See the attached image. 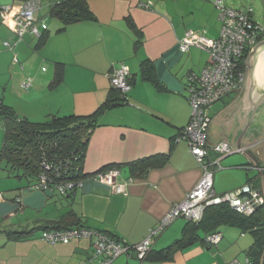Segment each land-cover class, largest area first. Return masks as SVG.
Masks as SVG:
<instances>
[{"label": "crops", "instance_id": "0c3cea01", "mask_svg": "<svg viewBox=\"0 0 264 264\" xmlns=\"http://www.w3.org/2000/svg\"><path fill=\"white\" fill-rule=\"evenodd\" d=\"M21 1L0 0V4ZM87 4L93 19L65 24L53 4L45 2L37 15L44 42L32 35L19 40L0 19V102L20 119L43 124L54 117H90L106 103L114 69L126 66L134 80L128 103L113 106L97 118L84 160L86 177L72 195L33 190L35 184L25 177L0 179V264H85L93 252L91 240L51 245L42 239L47 232L42 228L68 216L86 229L138 245L202 179L203 171L186 143L175 139L191 119L187 78L200 73L210 55L196 47L182 53L180 42L186 31L210 40L220 37L222 24L215 3L87 0ZM144 62L151 63L156 83L143 77ZM242 90L211 107L212 123ZM3 126L0 119L2 148ZM240 148L245 153L221 160L222 169L214 177L215 194L247 185L264 193V174L259 170L264 166V138ZM249 152H255L257 159ZM140 163L146 166L143 175L134 174L132 164ZM112 168L121 171L118 183L127 184L126 194H116L92 179ZM187 225V220L179 219L153 238V253L181 240ZM35 229L30 236H19ZM216 231L222 236L216 246L195 240L176 249L166 261L140 262L132 252L113 264H229L248 259L256 243L254 234L229 225Z\"/></svg>", "mask_w": 264, "mask_h": 264}, {"label": "built area", "instance_id": "2783aa9c", "mask_svg": "<svg viewBox=\"0 0 264 264\" xmlns=\"http://www.w3.org/2000/svg\"><path fill=\"white\" fill-rule=\"evenodd\" d=\"M68 0H23L15 5L0 4V19L8 25L19 40L26 35L40 38L37 15L45 2L54 7ZM226 0H216L215 6L219 11L222 24L220 37L210 40L194 31H186L180 42V51L187 53L196 47L210 55L209 64L200 73H191L187 78V98L191 106L189 124L181 130L175 139L177 143L184 142L190 153L199 163L203 176L196 188L181 202L172 207L170 212L160 221L149 237L142 243L131 246L125 241L115 239L101 232L86 228L70 230H50L42 234L43 241L51 245H67L72 241L89 239L93 244V252L85 264H113L121 256H128L134 251L138 260H145L152 239L161 235L167 228L179 219L199 223L208 207L228 205L240 215H253L259 208H264V193L247 185L235 192L217 195L214 192V177L222 169L221 160L225 157L245 153L244 149H234L224 142L212 145L208 135L212 123L210 109L216 103L240 91L245 84L246 72L241 70V62L254 51V47L264 41V26L255 23L253 9L241 11L230 9L225 5ZM5 47L10 48L8 43ZM249 58V57H248ZM17 64V59L14 60ZM248 59L246 61V69ZM129 69L121 65L109 75L111 88L123 96H128L132 90ZM30 83L25 84L28 89ZM212 156H216L213 158ZM45 173L39 177V184L33 190H40L50 195L67 196L83 186V180L69 179L72 173H61L53 164L43 162ZM264 174V166L259 168ZM49 173H57V177L66 175V179L58 182ZM121 171L112 168L92 176V179L106 185L116 194H126L127 184H119ZM132 180H130L131 182ZM222 236L219 233L208 236L205 245H218ZM229 264H254L250 259L244 262L233 260ZM260 264H264V249Z\"/></svg>", "mask_w": 264, "mask_h": 264}, {"label": "trees", "instance_id": "16d2710c", "mask_svg": "<svg viewBox=\"0 0 264 264\" xmlns=\"http://www.w3.org/2000/svg\"><path fill=\"white\" fill-rule=\"evenodd\" d=\"M54 13L65 24L79 22L84 19H93V14L88 9L87 0H68L54 7ZM41 42H44L43 37H41ZM248 57L249 55H246L241 62V70L243 72L247 70L246 61ZM142 73L146 80L156 83L155 78L152 76V65L150 62L142 64ZM133 81L132 79L130 80L131 85H133ZM127 97L111 88L106 103L94 115L85 118L77 116L54 117L43 124L20 119L11 108L4 106L0 102V119L4 123L3 129L5 132L3 148L0 151V179L3 177L19 179L25 177L32 184L38 185L40 182L39 177L46 172L43 162L53 164L55 169L61 173L66 170L68 173H72L69 179L75 181L85 179L86 175L83 172L84 160L91 135L97 127V118L113 106L127 104ZM140 164H132L131 168L134 174L143 175L146 166L144 165L145 163ZM48 175L58 182L66 179V175H63V177H57V173H49ZM263 222L264 208H259L253 215L244 216L236 213L228 205L208 207L199 223L188 221L181 240L162 252L153 253L151 246L146 259L139 261H166L171 258L176 249L190 245L195 240H201L205 244L208 236L218 233L216 229L222 225H229L241 229L244 233L255 235L256 243L249 251L248 259L254 264H260L264 249ZM81 228L86 227L73 219L72 216H68L60 222L50 224L42 229L50 231ZM35 231L36 229L31 233L19 236L27 237V235L30 236ZM101 233L119 240V238L110 233ZM19 236L16 238H21ZM132 252L134 253V251ZM131 253L128 256H131Z\"/></svg>", "mask_w": 264, "mask_h": 264}, {"label": "water", "instance_id": "95a60500", "mask_svg": "<svg viewBox=\"0 0 264 264\" xmlns=\"http://www.w3.org/2000/svg\"><path fill=\"white\" fill-rule=\"evenodd\" d=\"M253 49L241 94L211 125L208 140L212 145L223 141L234 150L264 138V41ZM249 153L257 159L255 152Z\"/></svg>", "mask_w": 264, "mask_h": 264}, {"label": "rangeland", "instance_id": "374dc122", "mask_svg": "<svg viewBox=\"0 0 264 264\" xmlns=\"http://www.w3.org/2000/svg\"><path fill=\"white\" fill-rule=\"evenodd\" d=\"M214 4L216 0H208ZM225 5L230 9L241 11L253 9V15L256 23L264 26V0H226ZM2 145L0 147V151Z\"/></svg>", "mask_w": 264, "mask_h": 264}]
</instances>
